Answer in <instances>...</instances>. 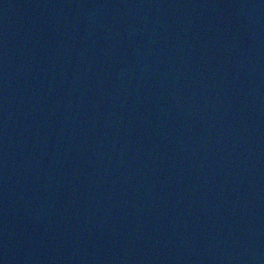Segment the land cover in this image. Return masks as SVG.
I'll return each instance as SVG.
<instances>
[{"label":"water","instance_id":"95a60500","mask_svg":"<svg viewBox=\"0 0 264 264\" xmlns=\"http://www.w3.org/2000/svg\"><path fill=\"white\" fill-rule=\"evenodd\" d=\"M0 264H264V0H0Z\"/></svg>","mask_w":264,"mask_h":264}]
</instances>
